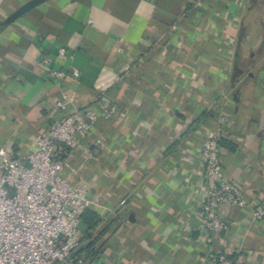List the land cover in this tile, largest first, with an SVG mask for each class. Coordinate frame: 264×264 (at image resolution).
<instances>
[{
    "label": "crops",
    "instance_id": "1",
    "mask_svg": "<svg viewBox=\"0 0 264 264\" xmlns=\"http://www.w3.org/2000/svg\"><path fill=\"white\" fill-rule=\"evenodd\" d=\"M28 1L0 0V147L32 151L63 92L77 109L98 97L118 105L61 155L103 219L99 261L209 264L208 253L232 251L264 264V219L252 215L264 199V0H46L6 22ZM43 56L79 74L59 82ZM210 133L222 175L248 201L219 208L223 232L198 215L207 173L197 153Z\"/></svg>",
    "mask_w": 264,
    "mask_h": 264
},
{
    "label": "built area",
    "instance_id": "2",
    "mask_svg": "<svg viewBox=\"0 0 264 264\" xmlns=\"http://www.w3.org/2000/svg\"><path fill=\"white\" fill-rule=\"evenodd\" d=\"M59 54H67V49L62 47ZM50 63L48 56L41 57L45 70L59 82L79 74L74 66L69 73L52 68ZM76 102V93H62L56 100L62 114L39 133L32 151L21 154L0 147V264H103L77 254L81 215L93 201L86 186L62 173L61 155L82 147L96 122L111 119L119 107L105 97L83 109L75 108ZM197 155L207 173L198 215L206 230L226 231L229 222L219 214V208L245 207L247 198L235 182L222 175L216 134L207 135ZM252 215L264 219V199L255 205ZM206 261L239 264L232 251L208 253Z\"/></svg>",
    "mask_w": 264,
    "mask_h": 264
},
{
    "label": "trees",
    "instance_id": "3",
    "mask_svg": "<svg viewBox=\"0 0 264 264\" xmlns=\"http://www.w3.org/2000/svg\"><path fill=\"white\" fill-rule=\"evenodd\" d=\"M81 218L82 223L86 225L87 229L82 233L79 239L80 243L77 248V254L92 261L98 260L102 253V247L97 245L99 236H95V231L103 219L91 207L83 211Z\"/></svg>",
    "mask_w": 264,
    "mask_h": 264
},
{
    "label": "water",
    "instance_id": "4",
    "mask_svg": "<svg viewBox=\"0 0 264 264\" xmlns=\"http://www.w3.org/2000/svg\"><path fill=\"white\" fill-rule=\"evenodd\" d=\"M46 0H30L28 2H26L24 5H22L21 7H19L16 11H14L7 19L6 22H10L13 21L14 19L18 18L19 16H21L22 14H24L26 11H28L29 9H31L32 7L44 2Z\"/></svg>",
    "mask_w": 264,
    "mask_h": 264
}]
</instances>
